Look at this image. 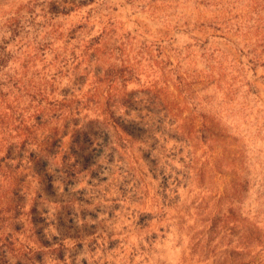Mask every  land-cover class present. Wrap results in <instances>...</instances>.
Segmentation results:
<instances>
[{
	"label": "rangeland",
	"instance_id": "1",
	"mask_svg": "<svg viewBox=\"0 0 264 264\" xmlns=\"http://www.w3.org/2000/svg\"><path fill=\"white\" fill-rule=\"evenodd\" d=\"M61 1L67 0H0V46L7 41L14 52L22 38L44 40L51 29L105 27L116 31L106 48L112 52L107 63L122 67L143 42L157 44L171 59L181 56L191 85L189 106L214 125V140L201 176L178 155L162 153L153 167L139 158L135 144L128 153L137 161H129L127 169L102 164L93 179L83 173L73 177L58 197L86 221L66 224L62 233L89 234L82 245L66 238L63 258L49 253L41 264H264V64H248L240 76L232 75L224 53H234L233 45L213 38L219 35L207 25L213 9L195 0H94L73 7ZM260 16L264 22V9ZM237 46L247 56V41ZM240 56L247 63L249 57ZM215 60L225 73L209 68ZM146 70H139L142 77ZM45 207L59 211L54 204ZM48 227L57 233L55 225Z\"/></svg>",
	"mask_w": 264,
	"mask_h": 264
},
{
	"label": "trees",
	"instance_id": "2",
	"mask_svg": "<svg viewBox=\"0 0 264 264\" xmlns=\"http://www.w3.org/2000/svg\"><path fill=\"white\" fill-rule=\"evenodd\" d=\"M93 1L61 2L73 7ZM195 1L213 9L207 19L208 27L219 32L213 38L233 45L234 53H224L232 75L240 76L246 65L263 66L264 0L245 5L241 0ZM91 27L51 29L44 40L24 37L14 52L15 45L7 48V41L0 46V264H41L49 253L61 260L66 238L82 245L89 233L74 229L68 235L62 229L86 217H74L72 205L58 191L68 189L78 174L93 179L102 164L127 169L129 161H137L128 153L135 144L139 158L153 167L162 153L166 158L178 155L183 165L203 175L214 125L189 106L191 85L181 70V56L171 59L157 44L143 42L131 56L135 63L130 59L119 67L107 63L112 52L106 48L116 31ZM240 41L249 44L247 63L240 56H246L237 46ZM215 62L209 68L225 73L223 64ZM79 67L82 71L75 72ZM139 70H146L143 77ZM185 111L188 115L182 117ZM179 176L175 171L173 180ZM44 203L59 211L50 212Z\"/></svg>",
	"mask_w": 264,
	"mask_h": 264
}]
</instances>
